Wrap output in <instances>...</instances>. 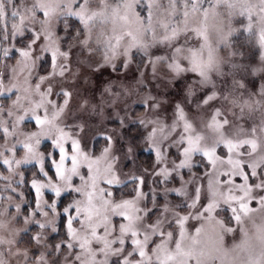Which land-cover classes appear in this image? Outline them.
<instances>
[{
    "label": "snow or ice",
    "instance_id": "6c2138e0",
    "mask_svg": "<svg viewBox=\"0 0 264 264\" xmlns=\"http://www.w3.org/2000/svg\"><path fill=\"white\" fill-rule=\"evenodd\" d=\"M0 264H264V0H0Z\"/></svg>",
    "mask_w": 264,
    "mask_h": 264
},
{
    "label": "rangeland",
    "instance_id": "374dc122",
    "mask_svg": "<svg viewBox=\"0 0 264 264\" xmlns=\"http://www.w3.org/2000/svg\"><path fill=\"white\" fill-rule=\"evenodd\" d=\"M243 51L245 53V59H244L245 63H256L257 62L258 53L254 48L246 46L243 49ZM117 76H119L121 80L125 79L122 74L112 73L110 69L107 71H103L101 73H95V74H92L91 72H89L88 77H87V83L83 84L82 86H77V87L80 88L81 92H83V90L86 88L87 92L84 93V95H86L88 98H91L93 95H95V97L98 100L100 98V94L103 91L105 84L109 81H115L117 79ZM131 76H132V73L129 72V75H128L129 81H131ZM161 92L166 93L162 98L168 99L170 101L178 100L180 95H181L179 88H176V87L169 88L167 90L161 89ZM135 110L139 114L142 111V106L137 105L135 107ZM101 119L105 120L106 117L102 116ZM106 127L109 129H112V128L118 129L119 126H118V122L115 121V119H113L111 121L106 122ZM137 127L138 126L135 124L129 125V129H128V132L126 134L127 139H132L133 137H135L137 135ZM86 140H87L86 150H95L97 143L100 144L99 149H101L104 146L102 140L98 141L97 139H93L91 137V135H89L86 138ZM46 143H50V142L48 140L42 141L41 150L44 149ZM99 149L96 150L97 153H98ZM140 152L141 151H137L135 154V157H134L136 165L139 167H142V168L148 167V165H146L144 163V161L139 157ZM126 163H127V161H123L121 163V167H123L124 164H126ZM152 163H153V161H152ZM124 171H128V168H124ZM114 187L118 188L120 186H114ZM22 190L26 191L24 186H22Z\"/></svg>",
    "mask_w": 264,
    "mask_h": 264
},
{
    "label": "trees",
    "instance_id": "16d2710c",
    "mask_svg": "<svg viewBox=\"0 0 264 264\" xmlns=\"http://www.w3.org/2000/svg\"><path fill=\"white\" fill-rule=\"evenodd\" d=\"M49 143H46L45 146H47ZM99 146L100 144L97 143L96 144V147H95V150L99 149ZM139 157L144 161V163L146 165H151L152 163V157H153V154L150 153V152H147V151H141L140 154H139ZM25 168H28V169H31L32 168V165H26ZM26 175H29V178H30V173H26ZM25 187V193L27 195V193L29 192L30 190V186H24ZM119 188V187H118ZM23 225L22 224H18V225H15V227L19 228V227H22ZM38 229L33 227L32 229H30V232L29 233H26L24 234L23 236V241L22 243L20 244V247L21 248H25V247H31L30 243H29V236L31 234H33L35 231H37ZM53 238L56 240V241H59V239L61 238L60 236V233H55L53 234Z\"/></svg>",
    "mask_w": 264,
    "mask_h": 264
}]
</instances>
